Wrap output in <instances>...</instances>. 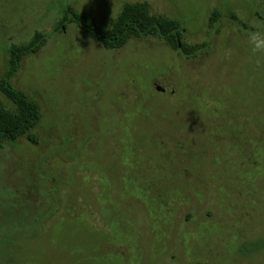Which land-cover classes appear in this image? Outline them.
Wrapping results in <instances>:
<instances>
[{"label": "rangeland", "instance_id": "374dc122", "mask_svg": "<svg viewBox=\"0 0 264 264\" xmlns=\"http://www.w3.org/2000/svg\"><path fill=\"white\" fill-rule=\"evenodd\" d=\"M125 1L205 47L53 30L68 4L106 25ZM35 30L12 82L42 116L36 144L0 148V264H264L239 251L264 240V0H0V76Z\"/></svg>", "mask_w": 264, "mask_h": 264}, {"label": "trees", "instance_id": "16d2710c", "mask_svg": "<svg viewBox=\"0 0 264 264\" xmlns=\"http://www.w3.org/2000/svg\"><path fill=\"white\" fill-rule=\"evenodd\" d=\"M217 9L211 13L210 23L219 18ZM236 19V18H235ZM73 23L95 37L104 48L116 50L134 38L154 37L176 50L186 58H195L205 43H187L183 40L184 26L181 20L165 14L152 13L146 1H125L115 18L109 24H99L93 15L79 12L72 5H66L53 30ZM212 24V23H211ZM48 41V32L35 30L23 43H9L6 67L0 76V148L13 144L25 137L32 144L37 143L34 133L42 113L37 100L13 85V78L20 68L22 59L40 51ZM264 247V240L240 248V252H253Z\"/></svg>", "mask_w": 264, "mask_h": 264}, {"label": "clouds", "instance_id": "9594fccd", "mask_svg": "<svg viewBox=\"0 0 264 264\" xmlns=\"http://www.w3.org/2000/svg\"><path fill=\"white\" fill-rule=\"evenodd\" d=\"M252 40V51L259 52V51H264V40H260L257 35H253L251 37Z\"/></svg>", "mask_w": 264, "mask_h": 264}]
</instances>
